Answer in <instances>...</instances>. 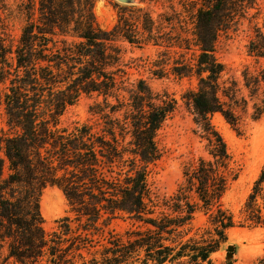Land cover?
<instances>
[{
	"label": "trees",
	"instance_id": "16d2710c",
	"mask_svg": "<svg viewBox=\"0 0 264 264\" xmlns=\"http://www.w3.org/2000/svg\"><path fill=\"white\" fill-rule=\"evenodd\" d=\"M203 1L189 39L171 37L143 8H122L107 29L97 20L96 0H0L7 125L0 129V264L212 263L238 225L223 203L231 156L211 119L220 113L237 124L223 99L232 100L233 92L220 81L225 67L216 42L246 18L255 0ZM14 21L21 23L17 38ZM119 40L164 47V56L179 53L171 72L198 78L183 99L210 157L184 167L183 182L163 204L170 212L158 216L150 165L161 157L157 134L178 100L143 79L129 86ZM190 50L196 53L187 58ZM249 51L264 55L259 33ZM168 59L159 61L157 75L166 73ZM83 95L95 96L90 111L102 121L61 126L66 109ZM263 185L264 164L244 205V224L264 223ZM47 187L60 189L74 213L50 233L41 212ZM197 213L207 216L208 226L191 235ZM118 216L141 224L104 237V226Z\"/></svg>",
	"mask_w": 264,
	"mask_h": 264
},
{
	"label": "rangeland",
	"instance_id": "374dc122",
	"mask_svg": "<svg viewBox=\"0 0 264 264\" xmlns=\"http://www.w3.org/2000/svg\"><path fill=\"white\" fill-rule=\"evenodd\" d=\"M15 1L8 0L14 5ZM203 3V0H135L126 4L118 0H96L95 14L102 27L112 29L122 8H143L151 13L156 24H164L166 32L174 34H170L171 37L177 38L181 33L183 38L190 39L193 38L194 14ZM20 27L19 21L12 23L15 38L20 34ZM256 33L264 38V0H255L246 18L236 27L221 32L216 42V57L225 67L220 81L225 89L233 92L232 100L228 97L223 99L232 106L237 124L229 123L220 113L211 119L224 137L231 156L223 203L233 212L238 225L228 231L227 242L214 254L211 264H264V223H243L244 205L264 164V55L249 51V43ZM118 44L123 50L129 86L143 79L154 91L167 92L178 100L176 111L157 134L161 157L150 165V195L157 204L154 215L158 216L161 212H170L163 204L172 198L183 182L184 167L196 163L200 157H210L207 141L197 131L194 115L183 99L186 91L198 87V78L195 75L179 77L171 72L179 53L172 51L164 56L165 48L161 46L149 44L140 48L124 40H119ZM194 53V50L187 51V58L193 57ZM162 58L169 59L164 67L166 73L159 76L155 70H158ZM4 93L5 85L0 84V129L6 130ZM95 100V96L83 95L66 109L61 126L72 128L82 123L98 126L102 121L100 116L90 111ZM41 212L47 233L57 227L60 218L67 215L74 218L67 199L57 187H47L43 191ZM140 224L126 216L115 217L104 226V237L110 231L124 234ZM207 226V216L197 213L191 235ZM104 237L100 238L102 242ZM229 247L233 249L229 250Z\"/></svg>",
	"mask_w": 264,
	"mask_h": 264
},
{
	"label": "water",
	"instance_id": "95a60500",
	"mask_svg": "<svg viewBox=\"0 0 264 264\" xmlns=\"http://www.w3.org/2000/svg\"><path fill=\"white\" fill-rule=\"evenodd\" d=\"M118 1L123 2V3H126V4H131V3H133L135 0H118ZM232 249H233V247H229V250H232Z\"/></svg>",
	"mask_w": 264,
	"mask_h": 264
},
{
	"label": "bare ground",
	"instance_id": "6f19581e",
	"mask_svg": "<svg viewBox=\"0 0 264 264\" xmlns=\"http://www.w3.org/2000/svg\"><path fill=\"white\" fill-rule=\"evenodd\" d=\"M137 1V0H136Z\"/></svg>",
	"mask_w": 264,
	"mask_h": 264
}]
</instances>
